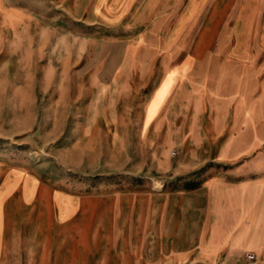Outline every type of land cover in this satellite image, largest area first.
Segmentation results:
<instances>
[{
    "label": "rangeland",
    "instance_id": "374dc122",
    "mask_svg": "<svg viewBox=\"0 0 264 264\" xmlns=\"http://www.w3.org/2000/svg\"><path fill=\"white\" fill-rule=\"evenodd\" d=\"M241 2L229 1L228 8H223L212 41L214 68L235 58L231 53L239 44L231 28ZM97 4L98 0H0V188L6 174L22 179L5 200L10 214L6 215L0 264H36L41 254L32 227L41 211L43 228L53 234L50 225L55 228L52 222L58 207L48 198L52 194L67 195L81 207L84 202L89 209L99 206L107 211L115 208L116 198L121 203L123 197H132L136 221L137 204L158 190L156 182L166 189L180 185L177 180L168 182L178 163H214L220 145L228 139L227 133L219 137L156 134L167 112L166 124L179 127L184 123L175 119V106L161 105L158 113L151 108L152 93L163 74L164 32L150 33L151 20L135 22L136 7L113 15ZM205 18L199 17L200 27ZM253 21L250 12L244 46L251 48L257 47L249 38ZM130 47L135 48V70L109 71L125 63ZM221 47L223 54L217 55ZM223 93L220 87L213 91L218 98ZM237 106L235 97L230 111ZM144 114L147 121L155 117L147 127ZM209 114L203 110L199 126L208 123L204 117ZM165 127L167 132L169 127ZM30 176L35 187L44 186L47 200L36 197L24 203L23 180ZM14 181L12 176L5 181L0 201ZM15 208H22L23 214L13 213ZM107 213L106 224L113 218L108 221ZM76 243L74 239L73 248ZM50 249L55 256L56 244ZM160 258L148 256L153 263ZM236 261L258 264L251 250Z\"/></svg>",
    "mask_w": 264,
    "mask_h": 264
},
{
    "label": "crops",
    "instance_id": "0c3cea01",
    "mask_svg": "<svg viewBox=\"0 0 264 264\" xmlns=\"http://www.w3.org/2000/svg\"><path fill=\"white\" fill-rule=\"evenodd\" d=\"M229 1H242L231 28L239 46L231 53L235 58L214 68L212 41ZM261 6L264 7V0H98L97 8L107 7L113 15L121 10L131 12L136 7L132 12L135 22L151 20L154 27L150 33L164 32L162 39L167 47L162 53L163 74L152 93L151 108L158 113L162 106H175L178 108L175 119L184 123L179 127L166 124L167 112L157 124L156 134L219 137L227 133L228 139L220 145L218 156L212 159L214 163H178L176 176L169 177L168 182L177 180L180 185L166 189L161 182L164 189H158L151 198L147 196V200L141 198L136 221L131 210L132 197L127 200L123 197L121 203L116 198L115 208L107 211L99 206L89 209L84 202L81 207V203H73L67 195L52 194L48 198L58 207V215L52 222L56 223L55 228L50 225L53 234L43 228L41 211L32 227L34 243L41 254L36 264H236V258L250 250L256 253L257 263L264 264V15H260ZM250 12L255 26L249 38L253 37L257 45L253 48L244 46L250 33H245ZM202 15L206 18L200 27L198 21ZM134 51L135 48H128L125 63L108 70L115 73L135 70ZM222 54L221 47L217 55ZM216 87L224 92L223 97L214 96ZM235 97L238 106L231 112ZM203 110L210 111L204 117L208 123L199 126ZM146 116L142 118L147 127L155 117L147 121ZM165 126L169 127L167 132ZM10 176L15 181L0 201V260L6 215L10 214L5 200L22 180L6 174L3 185ZM23 184L25 204L36 197L47 200L44 186L35 187L31 176ZM12 212L23 214L22 208ZM105 212H108V221L113 217L111 223L106 224ZM66 232L70 234L68 237ZM74 239L77 248H73ZM55 244L57 256L50 249ZM150 255L161 258L153 263L148 259Z\"/></svg>",
    "mask_w": 264,
    "mask_h": 264
},
{
    "label": "bare ground",
    "instance_id": "6f19581e",
    "mask_svg": "<svg viewBox=\"0 0 264 264\" xmlns=\"http://www.w3.org/2000/svg\"><path fill=\"white\" fill-rule=\"evenodd\" d=\"M163 187V184L160 182H156L155 188L161 189Z\"/></svg>",
    "mask_w": 264,
    "mask_h": 264
},
{
    "label": "built area",
    "instance_id": "2783aa9c",
    "mask_svg": "<svg viewBox=\"0 0 264 264\" xmlns=\"http://www.w3.org/2000/svg\"><path fill=\"white\" fill-rule=\"evenodd\" d=\"M174 154H176V152H174ZM249 255H251V256H254L252 253H251V254H249Z\"/></svg>",
    "mask_w": 264,
    "mask_h": 264
}]
</instances>
